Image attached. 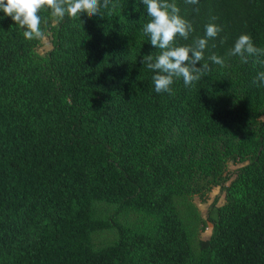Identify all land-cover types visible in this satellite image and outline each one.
Returning a JSON list of instances; mask_svg holds the SVG:
<instances>
[{
	"label": "trees",
	"instance_id": "1",
	"mask_svg": "<svg viewBox=\"0 0 264 264\" xmlns=\"http://www.w3.org/2000/svg\"><path fill=\"white\" fill-rule=\"evenodd\" d=\"M168 2L193 27L176 46L222 29L171 95L140 62L160 54L142 0L59 24L41 9L44 54L0 11V264H264V56L228 55L241 34L264 49V0Z\"/></svg>",
	"mask_w": 264,
	"mask_h": 264
},
{
	"label": "clouds",
	"instance_id": "2",
	"mask_svg": "<svg viewBox=\"0 0 264 264\" xmlns=\"http://www.w3.org/2000/svg\"><path fill=\"white\" fill-rule=\"evenodd\" d=\"M110 3L111 0H0V11L23 29V37L26 40H33L43 39L45 35L41 29V9H50L51 15L59 24L65 17L74 19L81 14L89 18L97 16L102 8L108 9ZM142 3L151 17L143 26V33L149 37L150 44L160 50L159 55L153 57L148 54L140 61L154 73V91L171 95V85L176 79L182 78L185 86L199 81L210 71L207 62L201 64L208 40L216 38L222 31L221 27L209 23L205 25L204 38L196 39L192 45L176 46L177 36L187 40L193 31L192 24L180 16L177 5L169 3L168 0H142ZM185 3L196 5L199 0H185ZM228 55L239 56L241 61L246 63L248 55L264 56V49L255 47L250 35L241 34ZM209 60L216 65H224V59L215 54L211 55ZM257 81L264 84V72L257 74L253 82Z\"/></svg>",
	"mask_w": 264,
	"mask_h": 264
},
{
	"label": "rangeland",
	"instance_id": "3",
	"mask_svg": "<svg viewBox=\"0 0 264 264\" xmlns=\"http://www.w3.org/2000/svg\"><path fill=\"white\" fill-rule=\"evenodd\" d=\"M48 20L53 24H55L56 22L53 16H50ZM51 47L52 45L50 42V38L48 36H44V38L41 40V47L39 49V53L44 54L48 52L51 49ZM236 167L238 166L229 164L228 170L233 171ZM214 200H216L217 206H221L224 203V193H222L219 188H214L212 190V192L209 195V199L206 203H201L199 200L194 199V203L199 209L201 217L207 221V228L205 229L204 232L199 233L198 238L200 239H207L211 235L212 224L207 220V212L211 203ZM97 209L102 214L105 211V207L103 205H98ZM114 241H115V233L113 231L100 232L93 235V244L95 245V247H102L111 244ZM194 247H196L195 244Z\"/></svg>",
	"mask_w": 264,
	"mask_h": 264
}]
</instances>
